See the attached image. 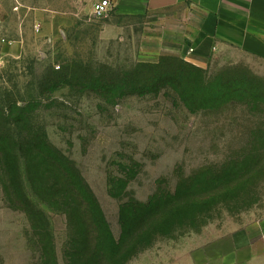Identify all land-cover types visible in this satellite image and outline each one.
I'll return each instance as SVG.
<instances>
[{"label": "rangeland", "instance_id": "1", "mask_svg": "<svg viewBox=\"0 0 264 264\" xmlns=\"http://www.w3.org/2000/svg\"><path fill=\"white\" fill-rule=\"evenodd\" d=\"M21 1L22 6L0 3V108L6 88L20 99L38 97L41 104L32 103L31 121L20 126L0 118V133L25 145L20 175L10 185L31 202L10 197L0 174V264H43L48 230L58 264H72L76 248L69 206L46 200L43 171L27 157V139L44 134L75 162L116 236L124 208L136 213L132 224L149 228L127 264L145 254L150 259L152 252L188 235L228 232L264 220L262 66L228 51L197 71L180 61L186 60L190 11H112L97 18V0H81L75 6L80 15L51 45L41 46L36 21L21 19L23 5L43 7L57 0ZM23 35L25 45L14 54L13 44ZM164 59L181 73L138 85L139 65ZM75 64L91 82L82 87L70 79L42 91L52 70ZM97 78L111 85L99 90ZM30 215L38 220L37 231ZM160 215L166 220L158 221Z\"/></svg>", "mask_w": 264, "mask_h": 264}, {"label": "crops", "instance_id": "2", "mask_svg": "<svg viewBox=\"0 0 264 264\" xmlns=\"http://www.w3.org/2000/svg\"><path fill=\"white\" fill-rule=\"evenodd\" d=\"M5 0H0L4 3ZM15 6L21 0H8ZM81 0H57L43 7L24 6L21 19L36 21L38 44L51 45L79 15ZM19 8V7H18ZM185 9L191 13L184 58L199 67L215 55L234 51L264 68V0H115L114 10L138 15ZM25 36L13 44L18 54ZM133 264H264V220L228 232L192 234Z\"/></svg>", "mask_w": 264, "mask_h": 264}, {"label": "trees", "instance_id": "3", "mask_svg": "<svg viewBox=\"0 0 264 264\" xmlns=\"http://www.w3.org/2000/svg\"><path fill=\"white\" fill-rule=\"evenodd\" d=\"M180 61L185 66L201 71L198 66L186 60ZM175 68H177V65L166 62L165 59L157 64H140L139 69L135 72L137 74L135 76L136 82H138V85L142 81L151 83L156 81V78L160 75H165V73L177 77L181 73V69L179 73ZM50 74L41 84L42 91H45L48 85L57 89L70 79H73V85L75 86L82 83L81 86L84 87V84L91 82V78L90 80L87 78L88 75L85 73V69L76 64L61 67L57 71L52 70ZM93 82L99 90L111 85V82L104 81L102 78L94 79ZM4 91L7 93L4 102L6 104L0 108V118L6 119L7 122L11 120L14 122L12 124H19V126L30 122L32 118L29 109L32 103L41 104L39 98L31 96V99H20L11 94L12 92H9L7 88ZM8 131L10 132L9 128ZM20 137L23 140L28 138V136ZM12 138L11 133L4 134V131L0 133V174L10 197L16 199L22 197L29 201L21 188L20 191L16 190V193H14L10 185L13 179H18L21 172L20 161L26 158L25 145L13 143ZM46 138V134L35 136L33 139L29 137L26 142V145L28 144L27 157L29 160L31 158L37 160L38 167L43 171L42 176L45 178V182L42 181L41 188L46 200L51 201V198H53L60 200L61 203L63 200L69 206L67 210L73 226V241L76 248L71 261L72 264H127L128 260L137 252L144 235L148 234L146 230L150 232L149 228L132 224V220L136 218V213L127 212V208H124L121 210L123 216L120 224L121 233L119 237L116 236L100 201L75 166V162L64 156L57 148L51 146ZM29 218L33 222V228L37 231V218L34 215H30ZM44 218L47 220L45 214ZM156 219L158 221L162 220V222L166 220L163 215L158 216ZM46 234L49 246L46 248L43 264H58L51 233L48 230Z\"/></svg>", "mask_w": 264, "mask_h": 264}, {"label": "built area", "instance_id": "4", "mask_svg": "<svg viewBox=\"0 0 264 264\" xmlns=\"http://www.w3.org/2000/svg\"><path fill=\"white\" fill-rule=\"evenodd\" d=\"M115 0H97L93 4V15L97 18H105L114 10ZM3 63L0 60V69L3 68Z\"/></svg>", "mask_w": 264, "mask_h": 264}]
</instances>
